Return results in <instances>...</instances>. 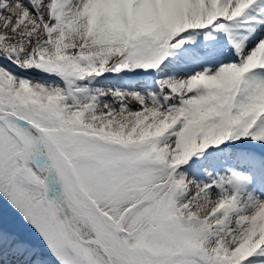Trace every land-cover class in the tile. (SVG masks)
<instances>
[{"label":"snow or ice","instance_id":"snow-or-ice-1","mask_svg":"<svg viewBox=\"0 0 264 264\" xmlns=\"http://www.w3.org/2000/svg\"><path fill=\"white\" fill-rule=\"evenodd\" d=\"M0 264H264V0H0Z\"/></svg>","mask_w":264,"mask_h":264}]
</instances>
